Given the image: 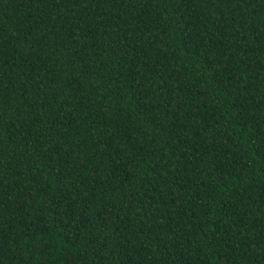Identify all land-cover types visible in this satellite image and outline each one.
<instances>
[{
	"label": "trees",
	"instance_id": "trees-1",
	"mask_svg": "<svg viewBox=\"0 0 264 264\" xmlns=\"http://www.w3.org/2000/svg\"><path fill=\"white\" fill-rule=\"evenodd\" d=\"M0 264H264V0H0Z\"/></svg>",
	"mask_w": 264,
	"mask_h": 264
}]
</instances>
